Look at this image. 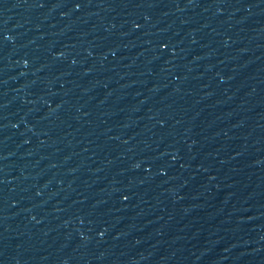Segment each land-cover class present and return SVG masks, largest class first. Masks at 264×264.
I'll return each instance as SVG.
<instances>
[{"label": "water", "instance_id": "95a60500", "mask_svg": "<svg viewBox=\"0 0 264 264\" xmlns=\"http://www.w3.org/2000/svg\"><path fill=\"white\" fill-rule=\"evenodd\" d=\"M227 264H264V0H255L248 110Z\"/></svg>", "mask_w": 264, "mask_h": 264}]
</instances>
